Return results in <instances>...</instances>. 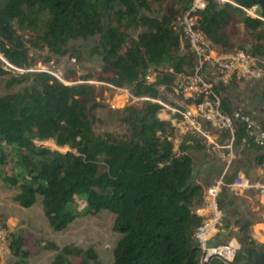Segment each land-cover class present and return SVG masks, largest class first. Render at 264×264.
<instances>
[{
  "label": "trees",
  "instance_id": "trees-1",
  "mask_svg": "<svg viewBox=\"0 0 264 264\" xmlns=\"http://www.w3.org/2000/svg\"><path fill=\"white\" fill-rule=\"evenodd\" d=\"M191 2L0 0V53L9 64L28 69L29 47L65 55L71 39L100 35L95 50L103 64L97 80L127 87L138 97L166 100L159 87L173 91L180 75L193 72L198 64L196 53L188 43L183 45L176 28ZM255 7L262 9L261 16L249 13ZM155 9L162 10L161 16L145 13ZM196 19L210 48L226 55L242 50L264 67V0H208ZM133 31H139L136 37ZM8 73L0 65V76ZM148 73L151 81L146 79ZM92 77L76 72L65 76L73 81ZM25 81L30 84L22 90L0 95V179L19 189L15 200L30 207L40 195L44 215L57 231L82 215L114 213V229L121 238L112 264H202L194 234L203 221L196 208L204 203L206 187L193 180V154L212 151L204 137L196 131L181 132L171 120L160 117L162 105L154 100L119 110L125 132L98 133L92 110L102 105L98 101L102 94L95 85L66 84L38 70L12 75L8 85ZM232 81L215 87L223 111L248 114L264 129V118L259 121L228 95ZM236 125L238 164L248 163L247 153L252 151L255 164L264 167V144L250 135L245 123ZM206 127L219 142L229 137L227 130ZM51 141L56 147L46 144ZM239 168L227 176L228 182ZM234 199L223 187L221 228L231 231L222 239L218 235L214 243L235 237L240 245L235 259L226 263L214 257L208 264H264V240L255 237V221L240 216ZM36 244L57 250L52 264H89L96 259L94 250L75 244L59 246L46 240ZM9 250L16 264L28 262L23 229L9 233Z\"/></svg>",
  "mask_w": 264,
  "mask_h": 264
},
{
  "label": "rangeland",
  "instance_id": "rangeland-1",
  "mask_svg": "<svg viewBox=\"0 0 264 264\" xmlns=\"http://www.w3.org/2000/svg\"><path fill=\"white\" fill-rule=\"evenodd\" d=\"M145 13L161 16L162 10L155 9L151 12L145 11ZM249 13L258 16L254 9L249 10ZM138 33L139 31H133L132 36L136 37ZM99 39L100 35L71 39L67 45L68 53L65 55L54 54L47 49L29 47L32 65L28 69L11 67L0 53V65L9 71L8 74L0 76V95L22 90L26 85L30 84V81H25L12 86L8 85L10 76L26 71H47L66 84L86 81L95 85L102 94L98 98L102 105L92 110L95 130L98 133L106 131L125 132L127 127L121 120L122 115L119 110L129 104H140V102L134 101L125 95V92L120 93L108 83L95 78L103 64L101 55L95 50ZM262 68L264 70V67ZM71 72H76L80 77L87 75H94V77L89 80L77 79L73 81L66 79V74ZM159 91L160 95L166 98L163 101L173 102L175 100L173 91L170 89L161 86ZM228 95L242 109L251 111L256 115L259 121L264 118V75L253 79H233L228 86ZM178 130L181 131L179 128ZM46 144L56 147L52 141L46 142ZM67 149L64 148L63 150ZM193 156L196 160V165H199L201 157H207L210 164V172L206 174L204 179L210 185L214 184L223 173V160L214 151L194 152ZM247 157L249 162L244 165H239L236 160L226 177L231 175L239 166V171L244 172L254 182H264V167L255 164L252 151L247 153ZM196 176L198 178L203 177L199 171L196 172ZM18 192V188H9L0 179V222L5 224L9 232L20 229L26 232L29 248L28 262L26 264L53 263L57 250L39 247L36 244L37 240L53 241L59 246L75 244L85 250L92 249L96 253V259L90 260L89 264L113 263L114 249L121 238V234L114 229V213L102 210L97 213L82 215L70 223L67 228L57 231L50 226L44 215L42 197L39 195L32 206L23 207L15 200ZM228 193L230 196L235 197V208L242 218H249L257 223H264V207L261 205L255 189H249L240 195H234L230 191ZM234 218V216L231 217L232 220ZM0 262L1 264H16V257L10 252L9 247L1 251Z\"/></svg>",
  "mask_w": 264,
  "mask_h": 264
},
{
  "label": "built area",
  "instance_id": "built-area-1",
  "mask_svg": "<svg viewBox=\"0 0 264 264\" xmlns=\"http://www.w3.org/2000/svg\"><path fill=\"white\" fill-rule=\"evenodd\" d=\"M222 1V0H221ZM208 0H192L188 8L181 13L176 21V28L181 34L183 45L188 43L198 58V64L191 73L181 74L178 83L173 88L175 100L165 102L162 99L135 96L127 87L108 83L120 93L125 92L134 101L154 100L162 105L159 116L171 120L172 124L181 131H196L200 133L210 149L218 154L224 162L221 177L204 192V206L197 210L202 213L203 221L195 231V239L201 249V263L208 264L211 259L220 258L226 263L235 259L239 242L234 237L226 243H214V239L223 230V211L219 206V196L223 187L234 195H240L249 189H255L261 205L264 207V182H254L244 172L239 171L234 179L228 182L226 174L238 157L235 146L237 121L246 124L250 135L259 144H264V129L250 115L240 111L233 114L225 113L222 109L220 93L216 90L219 83L228 84L233 79H253L264 75L259 59L242 50L231 54H219L210 48L205 40V34L197 28L196 13L204 10ZM257 7L254 8V12ZM11 67L17 68L11 64ZM19 69V68H17ZM21 69V68H20ZM151 73L146 79L151 81ZM193 99L194 102L185 104L183 100ZM209 126L227 130L229 137L219 142L212 134ZM9 230L0 223V253L9 247ZM257 236H262L257 232Z\"/></svg>",
  "mask_w": 264,
  "mask_h": 264
},
{
  "label": "crops",
  "instance_id": "crops-1",
  "mask_svg": "<svg viewBox=\"0 0 264 264\" xmlns=\"http://www.w3.org/2000/svg\"><path fill=\"white\" fill-rule=\"evenodd\" d=\"M164 119H166V118H164ZM176 127V126H175ZM178 129V128H177ZM181 132H183V131H181ZM211 169H212V167H211ZM197 171H199V173L203 176V177H201V178H198L197 176H196V172ZM209 172H210V164H209V162H208V159H207V157H201V161H200V163H199V165H196V167H195V173H194V176H193V180L194 181H196V182H198V183H202V184H204L205 185V187L207 188L208 186H210V184H209V182L207 181V180H205L204 179V177L206 176V174H209ZM204 206V203L202 204V205H200V206H198L197 208H196V212H197V210L198 209H200V208H202ZM199 215H201V216H203L202 215V213H198ZM263 226V227H259V226ZM224 230H226L225 228H223ZM230 229V231H231V228H229ZM234 230H236V228H233ZM253 229H254V235H255V237L256 238H258V239H260V240H264V239H262V238H264V235L263 234H261L262 236H257V232L261 229V230H263L264 231V223H260V222H254V225H253ZM228 231V230H227ZM229 231V232H230ZM227 233V232H226ZM225 233V234H226ZM224 234V235H225ZM224 235H221L220 234V238L222 239L223 237H224Z\"/></svg>",
  "mask_w": 264,
  "mask_h": 264
},
{
  "label": "water",
  "instance_id": "water-1",
  "mask_svg": "<svg viewBox=\"0 0 264 264\" xmlns=\"http://www.w3.org/2000/svg\"><path fill=\"white\" fill-rule=\"evenodd\" d=\"M255 13H256L258 16H261V15H262V9L257 8L256 11H255ZM229 231H230V229H228V231H226V230L223 229V230L221 231V235H224L226 232L229 233ZM259 232H260L261 234L264 235V231H263V230L260 229ZM194 242H195V243H198V240L195 239Z\"/></svg>",
  "mask_w": 264,
  "mask_h": 264
}]
</instances>
